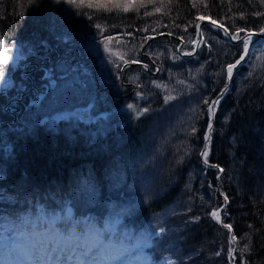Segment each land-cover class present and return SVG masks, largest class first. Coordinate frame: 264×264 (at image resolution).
<instances>
[{"label": "trees", "instance_id": "1", "mask_svg": "<svg viewBox=\"0 0 264 264\" xmlns=\"http://www.w3.org/2000/svg\"><path fill=\"white\" fill-rule=\"evenodd\" d=\"M96 2L107 0H0V36L6 46L26 52L48 45L62 51L56 61L74 46L77 57L90 63L59 68L47 59V67L34 69L30 77L37 84L34 100L25 94L16 103L21 122L13 126L32 114L31 132L13 138L11 128L0 126V184L32 197L9 210L12 223L33 212V202L42 200L53 210L70 202L72 221L90 216L103 223L121 217L120 234L148 239L154 262L170 256L172 264H264V45L253 48L251 62L243 61L231 80L226 69L240 58L243 43L232 41L223 28L204 23L199 49L185 56L198 36V13L218 20L230 33L259 30L264 16L254 13H264V4L208 0V8L199 3L194 8L193 0H155L126 13L86 6ZM86 40L96 49L84 50ZM113 44L119 47L114 52L108 50ZM122 55L138 62L122 70ZM103 61L113 70L108 82ZM52 72L60 83H48ZM76 73L81 79H73ZM10 81L0 87L5 103L8 92L24 91H17L16 83L12 92ZM220 93L211 139L205 141L210 122L205 101L211 103ZM66 100L88 102L95 115L121 106L126 110L64 132L35 125L37 117ZM206 143L208 164L200 158ZM217 208L222 221L211 215Z\"/></svg>", "mask_w": 264, "mask_h": 264}, {"label": "rangeland", "instance_id": "2", "mask_svg": "<svg viewBox=\"0 0 264 264\" xmlns=\"http://www.w3.org/2000/svg\"><path fill=\"white\" fill-rule=\"evenodd\" d=\"M117 2L123 4V0H117ZM248 30L253 31L254 29H248ZM197 31H198L197 34L198 36L202 35V28H201V32H199V28H197ZM254 31H259V30H254ZM239 35L243 37L247 35V31L241 32ZM237 41L243 43V40H237ZM91 43H92L91 41L86 40L82 48L88 52H91L93 49H96L90 47ZM263 45H264V41H261L255 46L260 47ZM42 46L44 48V45ZM73 47L74 46L71 47L72 50L68 51L69 53L67 54L66 57H63V59L56 61L58 62L59 68H64V65H66L67 63L73 66L78 64L77 60H79V58L76 56V53L78 52L73 50L75 49ZM6 48L7 51H5L4 49H0V59L5 58L7 57L6 56L7 54H12V53L14 57L13 58L12 56L10 58L7 57L3 65H0V67H3L5 72L4 79L0 80V87L4 86L6 84V81H8V79L12 78V65H14L13 67L15 66L17 67V73H15V78L17 76L16 90L22 91L23 87L27 88L30 86L29 84L31 83V78L28 77L27 75H22V72L27 67L26 65L27 60H24L21 64L16 63L15 61H13L14 59H16V55L14 54H16L17 52H23V54H26L29 50L26 52L23 50H17L15 46H13L12 48L6 46ZM77 48H79V46ZM118 48L119 47L117 46V44L108 46V50H112L113 52ZM243 50H244V44L241 55L243 54ZM252 50L249 53V57L243 60L244 63L247 65L251 62V61L248 62V60H250L251 58ZM55 58L56 56L54 55L53 59ZM262 58L263 57H261V59ZM70 59H72L73 63L72 61H70ZM238 60H240V58ZM12 61L14 64H12ZM236 61L237 60H235L231 64L236 63ZM142 63H146V62H142ZM103 66L105 67L103 69V72L105 73L104 78L108 82L111 79L113 70H111V68L108 67L110 66V63L108 61H103ZM240 66H241L240 63L237 64V66L234 68V71ZM46 67L47 64L45 68ZM148 67L150 68L149 65ZM18 71L20 76L18 75ZM65 71L66 70H64L63 72L59 71L60 72L59 75L61 76V78L63 77ZM51 74L54 75V79L49 78L48 83L51 85L60 83L59 81L55 80L56 74L54 72H52ZM72 76L74 77L73 79H77V80L81 79L80 73H76ZM85 77L86 74H83L82 79H84ZM160 87L165 88L163 86ZM15 95L19 96L20 93L18 94L16 93ZM222 95L223 93H220L217 96V98L214 99L213 101H218V99L221 98ZM8 96H12V93L8 92ZM30 98L33 101L35 96L31 95ZM4 103L5 100H0V109L2 110V116L0 118V126L3 127L7 126L11 128L9 130L11 131L13 138L20 137L23 134H29L33 128V117H30L32 114H30L29 119H26V121L23 122L22 124L13 126L14 124H18L21 122V120L18 118H17L18 121H15L16 118L15 117L12 118V112L9 110L10 105H12L11 109H15L14 104L17 103V101L16 100L10 101L9 103L6 104V106L8 107L4 106ZM35 103H38L40 105L42 103V98L41 97L36 98ZM73 104L74 106H72ZM61 105H62L61 108L58 109L57 107L54 110H52L50 113L45 114V116L40 118L37 117L35 119V125L37 123H40L45 126L51 127L52 130L64 132V131H70L72 127H74V129H77L82 122L88 123L86 121H91L93 119H99V118L101 119L104 117L109 118L114 114L120 115L126 110L125 106H121L119 108L115 107V109H111L110 111H108V113L101 112L100 114L95 115L92 114V111L90 110L91 105L88 102L86 103L81 102L79 104H75V101L73 100H66ZM216 107L217 104L214 107V112L216 111ZM178 125L179 123H176L174 127L171 125V127L168 130L169 134H171L172 131H174ZM93 142H98L97 137L94 138ZM204 151L205 149L204 150L202 149V151L200 152V158L203 160L206 159V157L201 155V153ZM13 153L15 152L12 151V154ZM54 197L59 198V196L57 195H54ZM29 199H32V197L26 196V194H21V193L16 194L13 188L12 191H10V188L5 184L3 185V187H0L1 231L4 229V227H6L7 225L13 222L9 210L10 211L13 210L14 212V208H18L21 204L27 203L26 201L30 202ZM65 200L67 201L66 198ZM30 206H35L36 211L34 210L33 212H28L25 216H23L22 221L18 222L19 228H23L22 231L16 230V227H14L15 229H13L11 226L9 230L13 233L10 234L9 232H6L3 234V239L1 240L2 245H0V247L3 256L6 257L5 260L7 264H154V263L171 264L172 262V259L170 257L163 256L159 260L153 263L149 252L145 248L147 242L149 241L148 239L138 238L137 240H134L132 242L124 239L117 240L114 233L116 231L117 223L119 221L118 218H121L119 216L114 221L107 220L105 224L104 222L102 223L101 221H97V220L92 221V226H91L89 225V220H87L86 218H78L75 221H72L74 219V215L70 204L66 205L65 209L62 208L57 212L47 210L45 204L42 203V200L38 202H33L30 204ZM7 208L9 209L6 210ZM214 211L217 212L219 217V218L214 217V219H216L217 221H221L223 217L221 210L217 208ZM79 221H83V224L77 225ZM75 226L77 230L74 229ZM104 232H107V234L104 235ZM51 250H53L55 254H52ZM3 262L4 261H2V263Z\"/></svg>", "mask_w": 264, "mask_h": 264}, {"label": "snow or ice", "instance_id": "3", "mask_svg": "<svg viewBox=\"0 0 264 264\" xmlns=\"http://www.w3.org/2000/svg\"><path fill=\"white\" fill-rule=\"evenodd\" d=\"M169 2H171V0H169ZM223 2H224V0H221V3H223ZM228 2L231 3V0H228ZM249 2H251V0H249ZM149 3H155V0H136L135 3H124V4H121V3L117 2V0H107V2L87 3L86 6L89 7V8L95 7L97 11H102V12H112V11L120 12V11H122V12L126 13L128 11H139L140 8H146L147 4H149ZM198 3L204 8H208L209 7L208 0H193L192 6L195 8V7H197ZM260 3L264 4V0H260ZM77 6L78 7H82V6H84V4H77ZM163 6L164 5L162 4L161 7H163ZM161 7H157L155 9V11L159 12L161 10ZM152 14L153 13H150V12H147V11L145 12V15H152ZM254 14L257 15V16H264V13H260V12H256ZM240 18L241 19L245 18L243 13H241ZM205 19H208L213 26L219 27V28H223L225 34H230L232 39L243 40L244 50H243V54L240 57V60H237L236 63H234V64H229L227 66V69H226L227 78H228V80H231L232 74H233V69L237 66V64L240 63V61H242L244 59L245 55H247V53L249 51V44L251 43V38L256 33L252 32L251 30H246L245 28H237L235 30V32L229 33V29L224 27L223 24H220L217 20L211 19L210 17H208V16H206L204 14H199L198 13V15L196 17V20L204 21ZM96 27L99 29V28H101V25L97 24ZM113 27H115V26H113ZM196 27L199 28L200 25L197 24ZM144 30L147 31V28H145ZM245 31H247V35L241 37L239 34L241 32H245ZM259 31L261 33H264V27H261L259 29ZM107 39L108 40H113L114 38L109 36V37H107ZM105 47H106V50H107V45ZM0 49H4L5 51H7L5 39L2 36H0ZM185 54L188 55L190 53H185ZM6 59H7V57H5L3 59H0V65H3V63L5 62ZM120 59L123 60V62L125 64L138 62V61H135V60H131V61L130 60H126V59H124L123 55L120 57ZM4 77H5L4 69H3V67H0V80H3ZM225 87H227V85H225ZM167 99L170 100V99H172V97L169 96V97H167ZM205 103L209 104L208 115L210 117V122L207 125V132H206L204 138H205V141H210L211 132L213 130V124L211 123V118L214 117V115H215L214 107L218 103V101H212L211 103H209L208 101H205ZM133 107L134 106L132 104L128 105L129 109H132ZM143 111L147 112L149 110L147 108H145ZM195 131H196V129L193 128V133ZM201 155L204 156V157H207V155H208V144L207 143L205 145V151L202 152ZM205 162L207 163V160H205ZM213 166L216 167L215 165H213ZM220 171H223V169H220ZM224 199H225V201H227L228 197L225 196ZM211 215L213 217L219 218L216 211H213L211 213ZM223 226L225 228H228V229H231V227H232L230 224H224ZM161 231H163V229H161ZM232 241H233V243H235L237 241V237L235 235H233ZM247 247H248L247 244H245V247L242 249V251H246ZM231 251H235V249H232ZM51 253L55 254V252L53 250H51Z\"/></svg>", "mask_w": 264, "mask_h": 264}, {"label": "flooded vegetation", "instance_id": "4", "mask_svg": "<svg viewBox=\"0 0 264 264\" xmlns=\"http://www.w3.org/2000/svg\"><path fill=\"white\" fill-rule=\"evenodd\" d=\"M68 49H72V48H68ZM35 51H36V55L31 54L27 58V63L29 66H27L25 68L24 73L27 74L28 77L32 76V71L34 69L38 71L39 67H44L47 59H50L51 63H53L56 59H58L62 55V53H61L62 51L60 49H58V53H57V52H55L54 48H51V47H48L47 49L40 47L39 49H37ZM54 55L56 56L55 59H53ZM6 56L8 58H10V54H7ZM13 61H16V60H13ZM13 61H12V64H14ZM70 61H72V59H70ZM72 63H73V61H72ZM13 66L14 65H12V78L10 79L11 81L9 82L12 86V92L16 88V78H15L16 66L15 67H13ZM32 85H34L33 82H32V84H30L29 87H31ZM35 85H37V84H35ZM29 87H27L25 89H28ZM31 91H35V90L32 88L29 93H31ZM6 107H8V106H6ZM14 107H15V109H11L12 105H10V107H9V110L12 112V115H14V113L18 111L16 104H14Z\"/></svg>", "mask_w": 264, "mask_h": 264}, {"label": "water", "instance_id": "5", "mask_svg": "<svg viewBox=\"0 0 264 264\" xmlns=\"http://www.w3.org/2000/svg\"><path fill=\"white\" fill-rule=\"evenodd\" d=\"M206 22L210 23L209 20H208V21H207V20H204V21L199 22V25H200V27H199V32H201L202 25H203L204 23H206ZM223 26H224V25H223ZM224 27H225V26H224ZM252 32L257 33V34L259 35L258 38H264V34L261 33L260 31H254V30H253ZM229 33H230V32H229ZM200 43H201V38L195 42L194 50H193L192 52H190L189 55H191V54H193L195 51H197V49H198ZM179 51L181 52V49H180ZM15 55H16L17 59H18L19 56H20L19 53H16ZM248 57H249V55H248ZM128 64H129V63H127L126 65H128ZM141 64H143V65H145L146 67H148V64H146V63H142V62H141Z\"/></svg>", "mask_w": 264, "mask_h": 264}, {"label": "bare ground", "instance_id": "6", "mask_svg": "<svg viewBox=\"0 0 264 264\" xmlns=\"http://www.w3.org/2000/svg\"><path fill=\"white\" fill-rule=\"evenodd\" d=\"M263 34H264V33H263ZM258 37H259V35L256 33V34L253 36V38L251 39V43L249 44V51H248L247 55H245V57H244L243 60H245V58L248 57L250 51L253 49V47H254L255 45H257V44H258L259 42H261V41H264V38H258ZM243 60H242V61H243ZM233 71H234V69H233Z\"/></svg>", "mask_w": 264, "mask_h": 264}]
</instances>
